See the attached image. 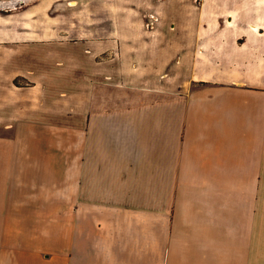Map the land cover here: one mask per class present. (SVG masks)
<instances>
[{
    "label": "crops",
    "instance_id": "1",
    "mask_svg": "<svg viewBox=\"0 0 264 264\" xmlns=\"http://www.w3.org/2000/svg\"><path fill=\"white\" fill-rule=\"evenodd\" d=\"M215 1L227 26L205 29L192 66L206 85L176 106L132 90L129 105L96 103L95 87L125 81L104 68L87 75L80 127L0 119V264H264V0ZM81 3L105 11L57 0L47 14L121 51L116 11L75 27ZM37 11L21 34L46 32Z\"/></svg>",
    "mask_w": 264,
    "mask_h": 264
},
{
    "label": "rangeland",
    "instance_id": "2",
    "mask_svg": "<svg viewBox=\"0 0 264 264\" xmlns=\"http://www.w3.org/2000/svg\"><path fill=\"white\" fill-rule=\"evenodd\" d=\"M54 1L0 0V97L8 95L9 100L8 113L0 119L28 118L33 112L42 123L80 127L87 75L96 80L103 73L97 69L104 68L108 75L119 68V78L125 81L117 82L121 88L95 87L96 103L107 99L110 105H129L128 90H132L140 104L155 106L161 104V94L169 93L174 107L178 97L185 98L190 90L206 85L192 79L193 62L200 53L197 39L216 22L227 26L225 18L215 14L219 6L215 0H101L102 14H93L96 11L88 8L90 4L81 3L84 11L74 14V26L75 21L88 26L93 18L111 17L106 19L110 26L113 12L119 15L122 32L117 39L122 50L115 51L104 48V43L113 41L108 30L96 31L92 26L83 34L81 28L68 26L66 30L71 19L65 16L54 24L55 19L47 14ZM34 9L41 13L40 24L46 32L33 38L21 34V20L26 18L25 24H30Z\"/></svg>",
    "mask_w": 264,
    "mask_h": 264
}]
</instances>
